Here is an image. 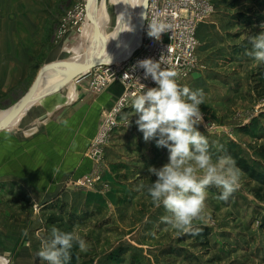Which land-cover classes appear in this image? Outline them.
<instances>
[{
    "label": "rangeland",
    "instance_id": "1",
    "mask_svg": "<svg viewBox=\"0 0 264 264\" xmlns=\"http://www.w3.org/2000/svg\"><path fill=\"white\" fill-rule=\"evenodd\" d=\"M96 1L0 0V111L26 95L45 65L70 56L68 48L105 50L119 23L127 28L135 19L133 4H126L123 15L116 0H99L98 21L92 11ZM209 1L211 13L199 25L198 67L180 85L203 90L204 120L197 128L208 139L214 161L221 156L235 161L239 188L224 202L217 199L221 188L208 187L202 218L193 221L192 232L162 222L170 213L153 204L148 188L156 177L148 169L166 164L168 149L157 147L155 139L145 141L134 110H124L112 136L99 141V170L95 166L88 175L72 177L69 196L38 207L49 228L85 240L86 251L74 244L68 264H264V63L246 55L248 35L264 31V0ZM86 18L99 47L88 48ZM86 79L92 88L94 76ZM12 126L5 130L13 131ZM123 129L119 149L115 133ZM94 137L87 147L90 157ZM85 177L97 181L90 186ZM86 190L91 191L88 202ZM0 262L20 264L2 255Z\"/></svg>",
    "mask_w": 264,
    "mask_h": 264
},
{
    "label": "crops",
    "instance_id": "2",
    "mask_svg": "<svg viewBox=\"0 0 264 264\" xmlns=\"http://www.w3.org/2000/svg\"><path fill=\"white\" fill-rule=\"evenodd\" d=\"M92 11L99 21V0ZM85 25L88 48L99 47L97 32L87 18ZM119 34L120 23L111 46ZM67 52L81 54L75 47L68 48ZM46 91L29 103L13 124V131L0 130V255L20 264H37L36 261L42 264L35 255L40 246L37 233L49 235L51 223L38 207L41 204L51 207L64 195L69 196L73 190L69 187L72 177L88 175L94 172L95 166L99 170L97 161L90 160L87 147L105 115L121 98L124 86L117 81L99 93L84 77L58 83L51 92ZM131 109L128 107L126 111ZM126 130L116 131L120 133H115L116 148L120 149L121 133ZM85 192L88 202L91 191ZM96 197L92 200L95 205L99 203V195ZM74 202L77 206L83 203L81 199ZM25 229L27 236L22 234Z\"/></svg>",
    "mask_w": 264,
    "mask_h": 264
},
{
    "label": "clouds",
    "instance_id": "3",
    "mask_svg": "<svg viewBox=\"0 0 264 264\" xmlns=\"http://www.w3.org/2000/svg\"><path fill=\"white\" fill-rule=\"evenodd\" d=\"M260 27L264 29V24ZM149 28V35L159 39L171 25L153 21ZM247 39L251 49L246 55L264 63V31L250 34ZM138 63L144 69V78L151 77L158 87L145 90L146 86L141 84V92L131 99L132 115L138 116L135 123L144 140L155 139L157 147H165L169 152L166 164L149 167V173L156 179L148 193L155 207L163 206L170 213L161 217L162 222L180 232H192L193 221L201 219L205 209L206 189L221 188L222 194L217 199L227 202L239 188V169L228 156L214 161L208 139L197 128L204 120L200 107L204 103L203 90L179 85L177 72L167 66L163 56L159 61L145 59ZM22 234L27 236L28 230ZM37 236L40 246L35 255L47 264H68L74 244L81 252L87 249L80 235L56 227L47 236L39 233Z\"/></svg>",
    "mask_w": 264,
    "mask_h": 264
},
{
    "label": "built area",
    "instance_id": "4",
    "mask_svg": "<svg viewBox=\"0 0 264 264\" xmlns=\"http://www.w3.org/2000/svg\"><path fill=\"white\" fill-rule=\"evenodd\" d=\"M211 10L209 0H146L139 47L125 59L101 64L86 76H94L92 89L95 92L100 93L117 81L124 86V93L105 115L94 137L95 149L91 151L94 160L99 162L101 155L99 141L108 140L112 136L119 115L130 107L132 97L141 92V84L146 86L145 90L158 87L151 77L144 78V69L139 67L138 62L145 59L159 61L163 56L167 66L177 72V83L180 82L198 67L199 25ZM153 21L171 25V28L166 29L157 39L149 35V25ZM83 179H87L90 186L97 181L95 178Z\"/></svg>",
    "mask_w": 264,
    "mask_h": 264
},
{
    "label": "bare ground",
    "instance_id": "5",
    "mask_svg": "<svg viewBox=\"0 0 264 264\" xmlns=\"http://www.w3.org/2000/svg\"><path fill=\"white\" fill-rule=\"evenodd\" d=\"M119 4L122 5V13L123 15L128 12L126 8L127 3H131L134 5L136 10V16L133 21V24L129 25L127 28L123 25H120V34L118 36L117 41L109 48L105 50H93L87 53L81 54H71L65 59H61L53 64L48 65L37 77L36 82L39 83L40 88L35 94V96L31 97L24 109L11 120L6 128L12 126L19 118L22 116L24 110L32 103L35 99L39 98L45 90L54 86V84H58L64 81H67L72 78V68L77 66L79 63H88V62H109L111 60H121L128 57L134 50H136L140 43L141 38H139L138 34L140 33V28L143 22L144 9L146 0H116ZM122 15V14H121ZM107 51V53H106ZM104 64V63H103ZM75 79V78H74ZM11 107L7 110L0 111V123L4 121V119L10 114ZM13 125L12 127H14ZM0 264H6L4 262H0Z\"/></svg>",
    "mask_w": 264,
    "mask_h": 264
},
{
    "label": "water",
    "instance_id": "6",
    "mask_svg": "<svg viewBox=\"0 0 264 264\" xmlns=\"http://www.w3.org/2000/svg\"><path fill=\"white\" fill-rule=\"evenodd\" d=\"M88 7V5H87ZM86 7V11L88 12V8ZM88 15V14H87ZM88 17L91 18V16L88 15ZM141 34H142V26L140 28V33L138 34L139 38H141ZM106 63L101 61L98 62H88V63H79L77 64V66L72 68V78H75L76 80L82 79L84 77H86L91 70L95 69L96 67H98L99 65ZM47 70H44V68L41 70V72H44ZM40 72V73H41ZM39 73V74H40ZM41 85H39L38 82H34V84L31 86L30 90L26 93V95H24L15 105H13L11 108V112L10 114L4 119V121L2 123H0V130L5 129L6 126L8 125V123L14 119V117H16L18 114L21 113V111L24 109L27 101L35 96V94L37 93V91L39 90Z\"/></svg>",
    "mask_w": 264,
    "mask_h": 264
}]
</instances>
